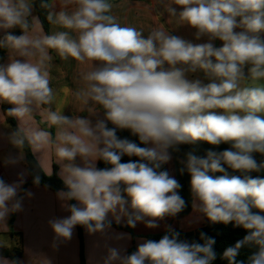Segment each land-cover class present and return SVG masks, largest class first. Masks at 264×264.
Instances as JSON below:
<instances>
[{
    "label": "clouds",
    "instance_id": "9594fccd",
    "mask_svg": "<svg viewBox=\"0 0 264 264\" xmlns=\"http://www.w3.org/2000/svg\"><path fill=\"white\" fill-rule=\"evenodd\" d=\"M36 6L37 0H0V49L9 54L0 63V104L12 105L6 115L18 121L14 130L0 131V140L18 150L4 157V166H18L26 146L33 154L54 156L59 165L67 190L56 196L70 214L48 221L52 248L71 241L77 226L106 235L110 213L117 222L126 216L129 227L149 218V228L180 213L186 206L181 185L162 165L171 160L170 150L206 142L230 148L208 150L205 157L185 153L181 173L190 175L194 207L212 224L246 231L224 249L222 260L264 264V176L250 175L264 173V159L255 157H264V0H169V16L195 29L197 40L206 37L198 44L171 34L163 23L145 38V30L120 23L112 0H38L49 34L33 15ZM17 28L19 35L12 31ZM53 53L63 62L87 65L77 71L63 106L62 90L53 87ZM198 72L209 82L189 78ZM72 102L87 115H65ZM117 129L130 130L145 146L119 138ZM124 156L138 159L121 162ZM29 174L21 170L12 183L0 176V224L34 195L22 187ZM32 182L39 186L41 177ZM200 240L189 243L169 231L131 254L107 247L104 264H213L215 238L201 232ZM245 248L254 250L239 259ZM0 264L20 261L0 255Z\"/></svg>",
    "mask_w": 264,
    "mask_h": 264
},
{
    "label": "crops",
    "instance_id": "0c3cea01",
    "mask_svg": "<svg viewBox=\"0 0 264 264\" xmlns=\"http://www.w3.org/2000/svg\"><path fill=\"white\" fill-rule=\"evenodd\" d=\"M112 2L114 4V14L119 18L120 23L145 30L143 33L145 38L148 35L147 30H150L154 26L160 27L161 23H163L166 29L173 35L180 36L194 44L207 42L206 37L197 40L195 38V29L187 24H180L174 17L169 16V13L166 11V5L169 3V0H112ZM172 7H175L177 12L181 10L176 5H172ZM57 10L59 9L57 8ZM33 15L37 16L35 10ZM15 30L20 29L17 28L12 31L14 32ZM51 31L52 28L50 26L49 34ZM213 43L216 47L222 46V42L219 40ZM53 56L55 57V53H53ZM8 60L9 54L6 52L0 63H7ZM53 63L55 65L51 70L53 87L62 90L63 95L60 104L63 106L69 100L71 89L76 86L75 76L77 71L86 68L87 65L78 66L74 60L63 62L58 57H55ZM200 73L201 77H204V74ZM77 108L78 104L72 102V106L65 107L64 114L68 116L74 114L87 115V112H76ZM99 115L102 117L103 113L101 112ZM39 119L40 117L36 116V120L39 121ZM14 121L16 128L18 121L15 118ZM40 127L46 128V125L41 124ZM15 128L6 122L0 104V131L8 132ZM52 131L54 133V130ZM9 154L17 155L18 150L6 141L0 140V176L6 182L12 183L17 180L18 172L23 169L27 170V168L24 160L18 166H4L3 159ZM32 155L45 175L46 171L51 173L46 176H51L56 167L55 172L59 177L60 168L56 164L54 156L49 155L45 157L42 153H32ZM76 163H81L79 158H77ZM165 165L170 172V176L175 178L173 159L171 158ZM44 166L47 170H45ZM171 169L173 173H171ZM29 180L30 176L28 175L22 187L30 190L34 195L32 197L25 196L23 211L10 215L6 224H0V245H3V247H0V255L8 259L15 258L20 261V264H45L46 259H49L51 264H80V241L77 227L71 241L62 243L58 250H54L51 246L54 233L48 225V221L55 217H64L70 214L61 207V201L56 196L57 191H53L41 184L39 186L28 185ZM74 202L77 203L76 201ZM126 207L129 213H131L130 200H128ZM177 216L178 214L166 216L164 219L156 221L157 227L149 228L146 226L149 218L137 222L135 227H129L126 222V216H121L120 221L117 222L115 217L110 213L107 219L111 221V228L106 235L102 236L99 233L90 235L82 228L85 264H104L107 247H122L126 249V253L128 254L131 248L137 249V246L146 240V236L177 229ZM117 234L127 235L122 240H116Z\"/></svg>",
    "mask_w": 264,
    "mask_h": 264
},
{
    "label": "trees",
    "instance_id": "16d2710c",
    "mask_svg": "<svg viewBox=\"0 0 264 264\" xmlns=\"http://www.w3.org/2000/svg\"><path fill=\"white\" fill-rule=\"evenodd\" d=\"M36 11L37 16L39 17V19L43 22V27L46 33H49V29H50V25H48V23L45 20V13L43 10H41L38 6V0H37V6L34 9ZM16 35L21 34L20 30H15L13 32ZM6 50L4 49H0V61H2V59L4 58L5 54H6ZM11 105L4 103L1 104V108H2V112L4 114L5 120L6 122L11 125L13 128H15V121L14 118L12 117H7L6 112L7 109L10 108ZM109 127H114L111 123L108 124ZM117 136L119 138H127L128 140L137 143L139 146L144 147L145 145L141 144L139 141L138 136L133 135L131 133L130 130L124 129H117ZM230 148L229 144H221L219 146H213L210 145L206 142H198L195 145H180L179 146V151H171V156L173 159V169H174V173H175V179L179 182V184L181 185V187L178 189V193L179 195L185 200L186 202V206L184 208V213H183V217L187 218L188 215H190V212L193 209V206L191 203H189V201L186 199L185 193H186V187H187V183L190 181V175L187 173V171H184L183 173H181V169L183 168V164L181 163V161L185 158V153H187L188 151H193L194 154L200 156V157H205L206 153L208 150H213V151H223L225 149ZM24 151V163L26 165V168L28 170V172L30 173V180L28 182V185H34L33 184V177L35 175H39L41 177V185L45 186L47 185L48 188H50L53 191H58V190H67L66 187L64 186L62 180L56 175V167L54 168V173L51 176H46L42 170L41 167L39 166V164L37 163V161L35 160V158L33 157L30 149L26 146ZM255 157L258 161H260L261 159H264V157H261L260 154H255ZM137 157H128V156H124L122 157L121 162H128L129 160H137ZM97 166L100 168L105 167V165L103 164V162H97ZM226 167V166H225ZM161 170H166L169 172L168 168L166 167V165H162ZM227 171L229 172L230 175H241V173L239 172H233L231 169H227ZM170 174V172H169ZM222 173H215L213 175H221ZM251 176L255 177V176H264V173H250ZM23 195V192L22 194ZM126 199H128L126 197ZM130 200V199H128ZM70 203H75L74 201H70ZM255 211V210H254ZM201 213V212H199ZM202 214V213H201ZM202 216H204L202 214ZM177 218H179V213ZM204 218L206 219V217L204 216ZM201 220L199 225H194L189 227V224L186 223L185 221L181 224L179 223V219L177 220V229L172 230L175 232L179 233V239L181 240H186L189 243L191 242H198V243H203L202 240H200V233H206L207 236L209 237H213L216 240V244L214 245V249L217 252V259L213 262V264H227V261L222 260L220 258V255L223 253L224 249L228 246L234 245L235 242L239 239H242L244 235H246V231L243 230L242 228H236L233 227V225L230 223L228 225H224L222 223H216V224H212L208 221V219L206 220ZM82 226H77V231H78V237H79V241H80V254H81V262L80 264H85V259H84V243H83V232H82ZM168 231L164 232V233H159V234H152V235H148L146 236V240L148 239H152V240H156L158 241L160 238H162L163 235H165L166 233H168ZM136 249L135 248H131L129 250L128 254H131L132 252H134ZM254 249H242L241 254L239 259H246V257L250 254L251 251H253Z\"/></svg>",
    "mask_w": 264,
    "mask_h": 264
},
{
    "label": "rangeland",
    "instance_id": "374dc122",
    "mask_svg": "<svg viewBox=\"0 0 264 264\" xmlns=\"http://www.w3.org/2000/svg\"><path fill=\"white\" fill-rule=\"evenodd\" d=\"M189 78H200V79H202L205 83H207V82H209L205 77H201V73L200 72H198V73H196V74H192V75H190V77ZM171 171V173H173V170L171 169L170 170ZM190 178V177H189ZM190 182V181H189ZM187 183V187H186V193H185V196H186V199L189 201V203H191L192 204V206H193V209L194 210H192L191 212H190V215H188L187 216V218H185V217H183V213H184V209L179 213V218H177V220L179 219V223H183L184 221L186 222V223H188L189 224V227H191V226H194V225H199L200 224V221L201 220H204L205 218H204V216H202V214L201 213H199V211L198 210H196V208L194 207V200H193V198H192V196H191V191H190V183ZM207 219V218H206ZM205 219V220H206ZM178 223V222H177ZM191 225V226H190Z\"/></svg>",
    "mask_w": 264,
    "mask_h": 264
}]
</instances>
